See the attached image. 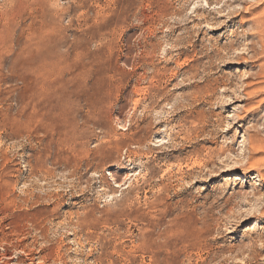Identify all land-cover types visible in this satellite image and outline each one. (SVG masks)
<instances>
[{"label": "rangeland", "instance_id": "rangeland-1", "mask_svg": "<svg viewBox=\"0 0 264 264\" xmlns=\"http://www.w3.org/2000/svg\"><path fill=\"white\" fill-rule=\"evenodd\" d=\"M262 13L0 0V221L10 202L20 251L36 237L48 264H166L171 238L168 264H264V151L252 168L244 143L264 141Z\"/></svg>", "mask_w": 264, "mask_h": 264}, {"label": "bare ground", "instance_id": "bare-ground-1", "mask_svg": "<svg viewBox=\"0 0 264 264\" xmlns=\"http://www.w3.org/2000/svg\"><path fill=\"white\" fill-rule=\"evenodd\" d=\"M243 2V1H242ZM246 4V3H245ZM231 5V4H230ZM228 5V6H230ZM227 7V6H226ZM233 8V7H232ZM227 9V8H225ZM233 14V13H232ZM254 23V26H256V28L258 29V32L259 34L261 35L260 37V40H261V43L263 44L264 46V13H262L261 15H259V17H257L256 19H254L253 21ZM255 51V50H254ZM39 81V80H38ZM45 89V88H44ZM250 95V94H249ZM247 142V144L249 143L248 146H250L249 150L250 151H253L252 152V155L250 157V161H253L254 159V155L256 154H259L257 152H260L262 153L264 151V141L263 140H260L257 136H249L248 139H246L244 141V143ZM262 151V152H261ZM250 163V162H249ZM261 164L260 161H253L250 163L251 167H259ZM250 169V168H249ZM6 190V189H5ZM7 194V193H6ZM3 196V194H2ZM8 197V196H7ZM7 199H3V201H6ZM7 202V201H6ZM12 202V201H11ZM14 203V202H13ZM5 204V202L3 203ZM8 204V202H7ZM5 204V206L2 208V213L5 215V217H3V219L0 221V264H25L24 263H20L19 260H15L16 257L14 258H9L8 257V253L10 252L11 249H13L15 252H18L20 251V246L22 245L23 246V243L24 242H27L28 241V238L26 237L25 238V225L24 227H22V225L18 222V221H11V217L13 215V211H11V206H10V202H9V205ZM16 208V207H15ZM18 208V207H17ZM264 209V208H263ZM12 213L9 214V213ZM17 212V211H16ZM25 212V211H24ZM55 212V209L54 211L52 212V214H54ZM9 214V215H7ZM56 214V213H55ZM25 215V213H24ZM27 215V214H26ZM38 214L37 215H33V218L32 220H29L27 222H29L32 226V228H34L35 231H41L43 232V229H44V225H45V221L41 220V219H38ZM41 217V216H40ZM18 218V217H17ZM43 218V217H42ZM11 221L8 225L6 224V226H8L7 228L5 227V223L6 222H9ZM80 224L81 226H89V224H87V222H81V223H78ZM4 225V226H3ZM46 229V228H45ZM44 229V230H45ZM181 229V228H180ZM6 230H10V232L6 233L5 231ZM173 230V229H172ZM38 231V232H39ZM178 232L177 234L179 235V232L180 231H176ZM175 232V233H176ZM44 233V232H43ZM172 233V232H171ZM174 233V234H175ZM183 233V232H181ZM174 234H170L171 235H174ZM185 236L186 237H189L190 234H186L184 232ZM42 235V234H41ZM45 236V235H44ZM177 235H175L176 237ZM184 238V236H182ZM14 238H16V242L13 241ZM39 238V237H38ZM42 238L44 239V237L42 236ZM182 238V241L184 240ZM175 239V238H174ZM34 240V244H31L32 246H36V244H38V240L36 237L33 239ZM45 241V240H44ZM43 241V243H45ZM185 242V241H184ZM33 243V242H32ZM27 246V247H24L22 249V252L24 254V256H27V259L31 262V264H34L35 263V260L36 258H33V256H38V262L37 264H48V262L50 261V257L54 254L53 251L52 253H50L49 255L47 256H44L42 254H44V252L46 251V247L43 248L41 247L38 251H35V250H32L30 249L32 246ZM40 246V245H39ZM46 246V245H45ZM22 248V247H21ZM146 248V247H145ZM162 249L166 250L167 251V254H166V264L169 263V260H170V255H169V252L172 251V249H174V244H173V240L171 238H167L166 239V242L163 244V246H161ZM50 249V248H49ZM144 249V248H143ZM188 251V250H187ZM47 252V251H46ZM45 252V253H46ZM55 252H58V251H55ZM151 255L150 257V260H153L155 259V254H153L152 250H150L149 252H147ZM17 254V253H16ZM19 254V253H18ZM56 254V253H55ZM174 254V253H173ZM22 255V254H21ZM164 256V255H163ZM58 257V256H57ZM56 257V258H57ZM53 259V258H52ZM27 261V260H26ZM152 261V262H153ZM56 262V261H55ZM155 262V261H154Z\"/></svg>", "mask_w": 264, "mask_h": 264}]
</instances>
